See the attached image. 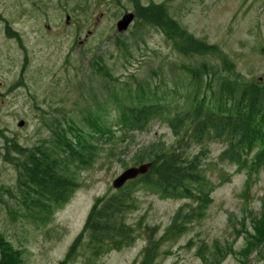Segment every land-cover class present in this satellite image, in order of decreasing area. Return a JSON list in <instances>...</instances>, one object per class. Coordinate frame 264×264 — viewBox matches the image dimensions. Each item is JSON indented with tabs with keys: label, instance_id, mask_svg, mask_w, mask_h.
<instances>
[{
	"label": "rangeland",
	"instance_id": "1",
	"mask_svg": "<svg viewBox=\"0 0 264 264\" xmlns=\"http://www.w3.org/2000/svg\"><path fill=\"white\" fill-rule=\"evenodd\" d=\"M137 3L163 5L189 34L217 50L181 54L163 31L141 18L118 32L133 0H0V235L22 250L23 264H60L80 236L69 264H138L148 229L161 238L177 211L194 207L191 201L163 199L138 186L136 208L126 216L134 242L96 259L88 250L85 223L97 198L117 192L113 183L125 170L139 166L141 156L147 163L151 148L169 151L182 138L170 120L185 111L195 87L188 69L203 63L212 68L199 90L211 98L226 80L264 88V0ZM137 89L164 96L170 112L145 127L125 129L114 105ZM106 110L112 133L88 137L83 152L94 153L91 163L69 164L79 187L48 222L40 221L18 187L25 158L12 144L26 153L48 148L65 158L59 133L73 141L74 129L93 134L86 118ZM184 138L183 149L189 158L200 157L213 192L202 214L180 236L163 242L155 264H264V244L255 241L264 212V168L240 170L223 160V142L198 145ZM249 243L261 246L249 250Z\"/></svg>",
	"mask_w": 264,
	"mask_h": 264
},
{
	"label": "trees",
	"instance_id": "2",
	"mask_svg": "<svg viewBox=\"0 0 264 264\" xmlns=\"http://www.w3.org/2000/svg\"><path fill=\"white\" fill-rule=\"evenodd\" d=\"M135 6L138 18L163 31L167 40L174 42L181 54H207L217 50L189 34L168 16L163 5L142 7L135 3ZM211 70L207 63L195 70L188 69L194 76L195 87L185 111L170 120L176 135L182 137L176 146L169 151H155L151 148L148 156L150 160L147 162L151 163V168L146 175L128 182L116 193L96 199L84 228L89 236L87 245L92 259L111 251L122 250L134 242L136 232L127 223L126 216L136 208L135 190L138 186L155 190L163 199H183L194 204L184 214L177 211L161 238L156 239L155 229H148L147 244L138 264H155L163 242L180 236L185 230L184 226L202 214L210 203L213 187L202 168L200 157L189 158L183 149L185 136L198 145L211 141L223 142L227 146L222 155L223 160L239 165L240 170L251 167L258 171L264 168V88L258 83H247L240 87L237 83L226 80L221 84L217 96H205L199 90L203 78L211 76ZM114 107L118 112V124L125 129L145 127L152 120L165 117L170 112L164 96L140 89L128 91L124 94L123 101ZM106 114L107 110L86 118L93 134L74 129L76 136L73 141L66 139L63 131L59 133V148L67 154L65 158L48 148L37 147L26 153L16 143L12 144L15 154L25 158L17 179L18 187L24 193L25 200L31 203L40 221L48 222L53 211L62 208L72 199L79 184L69 164L76 162L80 167H86L91 163L94 153L85 154L83 150L88 137L110 136L112 133ZM256 149V155L249 160ZM143 157H140L141 161L136 165L146 163ZM257 232L255 241L258 239L264 244V212ZM81 239L82 236L76 240L60 264L70 263ZM249 245V250L261 246L254 243ZM23 262L22 250L16 249L0 235V264Z\"/></svg>",
	"mask_w": 264,
	"mask_h": 264
},
{
	"label": "water",
	"instance_id": "3",
	"mask_svg": "<svg viewBox=\"0 0 264 264\" xmlns=\"http://www.w3.org/2000/svg\"><path fill=\"white\" fill-rule=\"evenodd\" d=\"M134 14L127 13L123 18L117 23L118 32L122 33L128 30L134 21ZM24 122L19 123V127H23ZM151 168V163H145L140 166L131 167L125 170L113 183L115 190L123 188L128 182L136 180L137 178L146 175Z\"/></svg>",
	"mask_w": 264,
	"mask_h": 264
},
{
	"label": "flooded vegetation",
	"instance_id": "4",
	"mask_svg": "<svg viewBox=\"0 0 264 264\" xmlns=\"http://www.w3.org/2000/svg\"><path fill=\"white\" fill-rule=\"evenodd\" d=\"M134 1V3H137L138 2V0H133ZM140 6H142V5H140ZM142 7H147V6H142ZM128 13H132V14H134V16H135V18H134V21L136 20V18H138L139 16V14H138V11H137V7L136 6H134L133 7V9H132V12H128ZM66 18H67V25H68V27H69V25H70V20H71V16L68 14V15H66ZM120 21V20H119ZM118 21V22H119ZM134 21H133V23H134ZM132 23V24H133ZM131 24V25H132Z\"/></svg>",
	"mask_w": 264,
	"mask_h": 264
}]
</instances>
